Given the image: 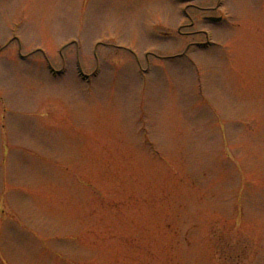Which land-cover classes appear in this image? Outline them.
Masks as SVG:
<instances>
[{"label": "rangeland", "instance_id": "rangeland-1", "mask_svg": "<svg viewBox=\"0 0 264 264\" xmlns=\"http://www.w3.org/2000/svg\"><path fill=\"white\" fill-rule=\"evenodd\" d=\"M0 264H264V0H0Z\"/></svg>", "mask_w": 264, "mask_h": 264}, {"label": "water", "instance_id": "water-1", "mask_svg": "<svg viewBox=\"0 0 264 264\" xmlns=\"http://www.w3.org/2000/svg\"><path fill=\"white\" fill-rule=\"evenodd\" d=\"M210 21H216V20H219V19H215V18H209Z\"/></svg>", "mask_w": 264, "mask_h": 264}]
</instances>
